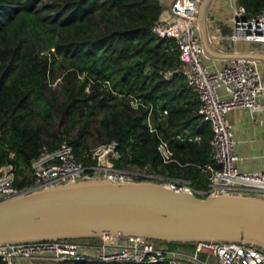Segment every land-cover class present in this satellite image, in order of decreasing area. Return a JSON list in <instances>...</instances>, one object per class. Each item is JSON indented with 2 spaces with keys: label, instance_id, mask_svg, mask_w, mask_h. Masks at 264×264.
Segmentation results:
<instances>
[{
  "label": "trees",
  "instance_id": "16d2710c",
  "mask_svg": "<svg viewBox=\"0 0 264 264\" xmlns=\"http://www.w3.org/2000/svg\"><path fill=\"white\" fill-rule=\"evenodd\" d=\"M236 3L247 16L264 6V0ZM162 9L160 0H0V168L12 167L16 187L29 182L31 160L43 148L54 150L66 140L88 165L90 144L115 140L118 167L208 188L197 166L211 162L210 125L199 120L196 94L176 72L180 60L173 40L152 31ZM53 63L60 74L55 81ZM131 95L151 103L155 116L167 110L155 126L183 166L161 161L158 138L144 123L148 109H133ZM55 119L62 129H54ZM73 125L76 133L69 135ZM176 135L200 140L172 139ZM0 264H6L1 257Z\"/></svg>",
  "mask_w": 264,
  "mask_h": 264
},
{
  "label": "built area",
  "instance_id": "2783aa9c",
  "mask_svg": "<svg viewBox=\"0 0 264 264\" xmlns=\"http://www.w3.org/2000/svg\"><path fill=\"white\" fill-rule=\"evenodd\" d=\"M203 0H172L163 8L152 26L158 37L170 38L178 52L180 67L176 72L185 79L187 87L197 97L196 114L206 121L211 129V162L200 168L207 178L206 190L193 189L189 180L152 175L144 170L130 171L116 165L121 159L118 142L100 143L86 153L93 161L84 164L73 154L72 146L62 140L54 150L42 149L31 160L30 179L23 187L14 184L10 165L0 168V200L37 188L66 183L81 178L101 176L111 181L140 178L167 180L170 184L188 189L198 195H213L219 192H243L264 197V167L243 172L237 166L239 159L234 152V135L227 113L246 110L251 117L264 113V81L260 61L252 59L229 60L218 68L205 64L198 26V14ZM230 33L213 37L227 39L237 52V42L258 44L256 50L264 51V6L251 16L245 8L234 1L229 16ZM217 35V36H214ZM171 76V72L166 77ZM129 104L133 109H148L144 123L150 133L158 138L156 151L161 161L176 163L169 139H164L155 126L162 122L167 110L156 116L153 105L141 97L131 95ZM188 142H198L200 136H173ZM0 257L6 264H32L35 259H45L46 264L98 260L114 264H264V251L253 246L235 242L199 241L189 247H171L168 244L141 237L114 238L105 236L90 240H42L20 243L0 249Z\"/></svg>",
  "mask_w": 264,
  "mask_h": 264
},
{
  "label": "water",
  "instance_id": "95a60500",
  "mask_svg": "<svg viewBox=\"0 0 264 264\" xmlns=\"http://www.w3.org/2000/svg\"><path fill=\"white\" fill-rule=\"evenodd\" d=\"M198 14L205 55L264 62V51L215 52ZM141 237L167 244L235 242L264 251V197L243 192L200 196L167 180L101 176L37 188L0 200V249L42 240Z\"/></svg>",
  "mask_w": 264,
  "mask_h": 264
},
{
  "label": "crops",
  "instance_id": "0c3cea01",
  "mask_svg": "<svg viewBox=\"0 0 264 264\" xmlns=\"http://www.w3.org/2000/svg\"><path fill=\"white\" fill-rule=\"evenodd\" d=\"M171 1L172 0H160L162 8L168 7ZM223 1L226 2L227 0H210L208 4L205 18L208 39L211 48H213L215 52L234 54L235 51L227 39L213 37V34L226 36L230 33L229 16L231 14L233 1L236 3V0H230L227 5H224ZM258 47H260L258 44L240 41L237 42L236 53L256 50ZM205 57V64L211 65L214 68H218L229 61L228 59H220L212 55H205ZM260 66L263 67L264 62H260ZM226 116L234 135V152L239 158L236 163L238 168L243 172H251L263 168L264 113L258 112L254 117H251L246 110H234L228 112ZM32 264H46V260L35 259L32 261Z\"/></svg>",
  "mask_w": 264,
  "mask_h": 264
},
{
  "label": "rangeland",
  "instance_id": "374dc122",
  "mask_svg": "<svg viewBox=\"0 0 264 264\" xmlns=\"http://www.w3.org/2000/svg\"><path fill=\"white\" fill-rule=\"evenodd\" d=\"M230 0H227L226 2L223 1V4L224 5H227L229 4ZM58 68V64L57 63H53V69H54V75L56 76L55 79L53 81L56 80L57 77H59V70L57 69ZM260 71L262 73V78H263V81H264V66L260 68ZM58 119H55L52 123L54 124V129L55 130H59V129H62V126L60 123H58ZM76 130H77V126L76 125H73V126H70L68 128V133L69 135H74L76 133ZM96 145L98 144H90V148H93L95 147ZM263 160V159H262ZM126 169L130 170V171H139V170H144V172H147V173H150L152 175H155L153 173H151L148 169H139L137 167H134V166H128ZM156 176H159V177H162L161 179H164L163 177L165 176H161L159 174H157ZM148 179H152V178H148Z\"/></svg>",
  "mask_w": 264,
  "mask_h": 264
}]
</instances>
